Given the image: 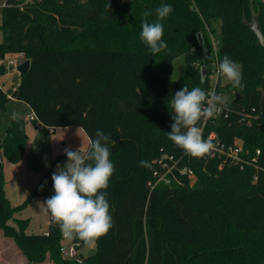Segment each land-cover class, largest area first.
I'll return each mask as SVG.
<instances>
[{
  "label": "trees",
  "instance_id": "1",
  "mask_svg": "<svg viewBox=\"0 0 264 264\" xmlns=\"http://www.w3.org/2000/svg\"><path fill=\"white\" fill-rule=\"evenodd\" d=\"M3 1L1 54H22L30 61L12 98L28 104L34 122L43 127L82 128L89 139L102 130L111 137L107 146L114 165L109 187L101 190L114 226L97 241L93 256L80 254L78 260L64 258V235L51 215L46 234L29 235L11 225L15 209L0 183V231L27 263L264 264V47L250 28L258 15L264 29V3ZM162 4L173 7L161 21L168 47L152 55L140 39L142 14L151 10L147 19L155 22V9ZM216 24L219 60L227 54L240 66L244 87L227 80L218 86L224 111L219 119L202 120L198 126H204L203 139L212 145H231L239 138L250 157L260 150L257 171L248 165L242 170L240 164L220 169L219 161L205 158L207 154L186 155L167 138L173 123L168 105L175 92L185 85L206 92L211 88L207 79L201 83L199 69L172 78L173 63L182 54L174 49L184 47L188 60L210 68ZM7 100L0 86V107ZM26 140L24 121L17 118L0 147L21 150ZM169 158L178 162L174 172L188 167L195 177L176 173L178 179L169 175L171 185L155 186L156 174L173 166ZM141 160L151 168L140 167ZM51 176L44 175L31 195H54ZM73 240L84 244L75 236Z\"/></svg>",
  "mask_w": 264,
  "mask_h": 264
},
{
  "label": "clouds",
  "instance_id": "2",
  "mask_svg": "<svg viewBox=\"0 0 264 264\" xmlns=\"http://www.w3.org/2000/svg\"><path fill=\"white\" fill-rule=\"evenodd\" d=\"M110 7V5H109ZM173 11L171 4H162L155 9L156 21L149 22L151 10L143 12L140 39L152 55L167 49L163 40L162 20ZM218 72L233 87L243 88L240 66L225 54L218 65ZM205 76L201 69V83ZM219 105H225V99L215 91H205L199 86L189 89L187 85L176 91L168 107L173 123L167 132V138L186 155L203 157L213 145L202 137L198 123L213 117ZM18 118L13 112L12 119ZM111 137L97 129L95 139H90L88 147L73 151L64 149L67 162L57 166L52 173L54 195L46 198L43 205L58 224L62 234L71 239L74 236L88 247H94L114 226L110 215V205L101 190L109 187V179L114 173L107 146ZM140 167L151 168L146 160L138 162Z\"/></svg>",
  "mask_w": 264,
  "mask_h": 264
},
{
  "label": "rangeland",
  "instance_id": "3",
  "mask_svg": "<svg viewBox=\"0 0 264 264\" xmlns=\"http://www.w3.org/2000/svg\"><path fill=\"white\" fill-rule=\"evenodd\" d=\"M64 0H46L47 3H62ZM76 4L84 5L90 0H73ZM264 3V0H254ZM44 2V0H38ZM4 1L0 0V66L5 72L0 74V85L6 92L8 100L4 107H0V143L6 142L8 128L11 124L12 113L18 114V118L24 121V128L27 134L26 143L21 150L7 151L1 148L3 160L0 169V183H3L5 196L12 208L15 209L14 218L11 221L18 231H24L29 235L46 234L49 227L50 214L46 211L43 202L47 196H32V191L39 181L48 172L56 171L57 166H63L67 162L64 153L65 148L73 151L87 148L89 137L82 128L59 127L56 129L43 127L34 122V114L28 104L12 98V92L18 88L22 76L17 68L25 63V58L20 54H1L2 44V23H3ZM258 12V11H257ZM264 19V8H263ZM216 34H212V41H217L220 33V24H216ZM213 45V44H212ZM110 46H114L110 44ZM181 56L174 61V72L172 78L178 80L192 73L195 69H201L200 63L190 61L188 50L184 47L179 50ZM14 62L13 65L10 62ZM200 67V68H199ZM232 95V94H231ZM70 242V241H69ZM96 246L88 247L82 244L80 254L83 258L93 256ZM13 240L0 238V264H28L27 260ZM43 264H51L46 261Z\"/></svg>",
  "mask_w": 264,
  "mask_h": 264
},
{
  "label": "built area",
  "instance_id": "4",
  "mask_svg": "<svg viewBox=\"0 0 264 264\" xmlns=\"http://www.w3.org/2000/svg\"><path fill=\"white\" fill-rule=\"evenodd\" d=\"M189 1L193 5H195L196 0H189ZM212 44H213L212 62L210 68H207V75L205 79H207L209 85L211 86L210 91L216 92L218 86L223 87V85H225L226 79L218 72V65L220 63L219 57L217 55L218 42L212 41ZM10 64L13 65L14 62L12 61L10 62ZM221 96L224 98L223 94ZM223 111H224L223 105H219L218 110L214 113L213 117L211 118L219 119ZM201 132L203 137L204 126L201 127ZM210 138H212V136ZM249 152H250L249 150H245V141L243 139L238 138L231 145H227L222 142H217L216 145H213L212 149L207 154V156H205V158L219 161L220 169H222L224 166H233L240 164V168L242 170L245 168V165H248L255 168L257 171L259 170V156L261 155V152L260 150H258L253 157H250L251 155ZM165 158L166 157H162V160H164ZM169 159L173 161L174 163L173 166L169 167L167 171L162 174L159 173L156 174V177L158 179L155 186L159 183H162L164 185H171L172 178H170L169 175H173L175 179H178L176 173H178L179 175H187L192 179L195 177L194 171L188 167L180 168L178 169V171L174 172V170L176 169V165H178V162H176V160H174L173 158H169ZM164 167H167V164H164ZM73 238L69 239L64 236L65 244L62 247V254L66 259L78 260L80 258V248L82 246V243L79 241H74Z\"/></svg>",
  "mask_w": 264,
  "mask_h": 264
},
{
  "label": "water",
  "instance_id": "5",
  "mask_svg": "<svg viewBox=\"0 0 264 264\" xmlns=\"http://www.w3.org/2000/svg\"><path fill=\"white\" fill-rule=\"evenodd\" d=\"M250 28L255 33V35L257 36L258 46H263L264 47V29L261 28V24L259 22L258 15L254 16L253 22L250 25ZM17 70H18V72L21 75H24V74L28 73L29 70H30V61H26L25 63L20 65L17 68ZM203 74L206 77V75H207V67H203ZM2 164H3V160H2L1 153H0V165H2Z\"/></svg>",
  "mask_w": 264,
  "mask_h": 264
},
{
  "label": "crops",
  "instance_id": "6",
  "mask_svg": "<svg viewBox=\"0 0 264 264\" xmlns=\"http://www.w3.org/2000/svg\"><path fill=\"white\" fill-rule=\"evenodd\" d=\"M20 55H22V54H20ZM23 56V55H22ZM24 57V56H23ZM25 58V57H24ZM26 60V59H25ZM27 61V60H26ZM25 61V62H26ZM22 76V75H21ZM21 81H22V79H21ZM21 81H20V83H21ZM20 83L18 84V86L20 85ZM1 86V85H0ZM0 238L1 239H3V240H9L8 238H5L4 236H3V233H2V231H0ZM24 260H25V258H24ZM10 264H15V263H10Z\"/></svg>",
  "mask_w": 264,
  "mask_h": 264
}]
</instances>
